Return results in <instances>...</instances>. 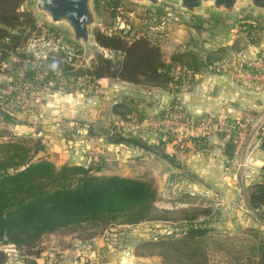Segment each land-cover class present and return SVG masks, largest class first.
<instances>
[{"label": "rangeland", "instance_id": "obj_1", "mask_svg": "<svg viewBox=\"0 0 264 264\" xmlns=\"http://www.w3.org/2000/svg\"><path fill=\"white\" fill-rule=\"evenodd\" d=\"M32 2L24 0L21 6V10L32 14L36 24L25 45L6 53L5 59H1L3 51L0 50V110L10 118L0 121V140L12 135L26 140L33 148L39 142L43 150L34 157L46 158L57 166L96 164L107 175L152 180L158 193L157 215L167 219L108 226L92 239H78L76 233L66 230L45 235L39 244L43 248L41 264H187L185 259L177 260L176 253L170 249L149 247L145 242L181 233L187 226V221L181 220L185 215L191 217L206 210L207 213L190 222L205 230L194 240L195 256L191 261L210 264L212 260L211 264H220V257L215 256L223 253L227 264L255 263L259 249L264 247V211L250 210L246 197L250 185L264 171V150L260 148L264 97L257 106L260 99L252 94L264 90V79L258 77L261 69L254 68L258 61L264 66V23L245 17L226 26L220 20L196 21L170 10L154 13L123 0H95L96 13L102 20L98 30L120 33L128 41L144 36L158 48L167 63L174 54H188L183 58L188 66L177 65L173 70L172 77L181 80L178 92L173 86L161 89L107 78L91 83L82 77H64L59 72L46 82L42 75L25 79L26 66L30 64L36 72L39 67L44 70L43 61L51 54L63 55V63L71 58L74 68L89 66L96 52L114 61L121 55L96 44L88 50L65 45L61 37L66 31L45 26ZM168 44L172 47L165 50ZM192 54L203 62L211 56L212 62L194 70ZM210 65L212 69L208 68ZM246 73H251L253 78ZM210 75H223L246 90L250 95L241 99L246 103L241 102L238 110L229 104L227 112L186 111L177 95L196 87ZM221 120L224 130H213L206 125V122L218 125ZM196 127L200 130H195ZM117 136L139 140L147 147L113 141ZM207 138L221 139L225 153L230 151L231 156L211 163L216 155L208 156L209 160L205 158L204 152L213 149ZM174 140L176 153L170 156L166 147ZM187 143L198 151L194 156L205 158L201 162L204 171L211 164L212 168H225L227 174L196 175V163L200 161H195V167H188L187 159L182 161L178 157L187 156ZM227 143L231 148L226 147ZM256 160L263 162L262 166H257ZM232 185L238 186L239 193L228 200L237 206L235 209L219 207L225 198L216 191ZM1 248L11 249L4 245ZM9 253V262H14L11 257L14 260L20 254L24 256L22 251L9 250Z\"/></svg>", "mask_w": 264, "mask_h": 264}, {"label": "trees", "instance_id": "obj_2", "mask_svg": "<svg viewBox=\"0 0 264 264\" xmlns=\"http://www.w3.org/2000/svg\"><path fill=\"white\" fill-rule=\"evenodd\" d=\"M23 1L0 0L1 59L6 58V53L25 45L36 26L32 14L21 10ZM94 41L99 48L120 54V58L114 61L96 52L89 66L74 68L71 58L63 63V55L56 57L51 54L43 61L46 65L44 70L38 68L41 74L28 64L25 79L33 80L42 75L48 82L54 79V73L59 72L64 77H82L91 83L107 78L161 89L173 86L178 92L181 80L172 74L175 66L186 65L183 58L187 53L174 54L167 63L158 48L144 36L128 41L120 33L95 30ZM193 56V66H190L194 70L212 62L211 56H207L204 62ZM9 119L8 113L0 110V121ZM113 141L147 147L139 140L118 136L113 137ZM35 144L33 148L26 140L12 135L7 140H0V264H37L34 258L43 251L39 247L41 239L58 231L76 233L78 239H91L108 226L167 220L157 215L155 203L158 193L152 180L107 175L101 173V167L96 164L64 163L57 166L46 158H35L36 153L43 150L39 142ZM226 147L231 148V144L227 143ZM260 148L264 150V130ZM226 154L231 156L230 151ZM162 157L167 158L166 154ZM246 200L253 212L264 211V171L250 185ZM205 213L207 210L198 215ZM198 215H185L181 219L187 221L186 229L181 233L146 241L145 245L154 248L164 246L176 253L177 260L185 259L187 264H194L191 261L195 256L194 240L205 231L190 223ZM1 244L11 249L1 248ZM9 250L14 253L22 251L24 256L15 255L18 259L11 257L14 262H9ZM28 257L30 260H26ZM255 264H264V247L259 249Z\"/></svg>", "mask_w": 264, "mask_h": 264}, {"label": "water", "instance_id": "obj_3", "mask_svg": "<svg viewBox=\"0 0 264 264\" xmlns=\"http://www.w3.org/2000/svg\"><path fill=\"white\" fill-rule=\"evenodd\" d=\"M131 6H144L154 13L170 10L196 21L213 18L226 26L249 17L264 23V0H123ZM35 13L49 28H62L61 42L88 50L95 46L94 32L102 24L95 0H33ZM262 166V162L256 161ZM127 256V254H125Z\"/></svg>", "mask_w": 264, "mask_h": 264}, {"label": "crops", "instance_id": "obj_4", "mask_svg": "<svg viewBox=\"0 0 264 264\" xmlns=\"http://www.w3.org/2000/svg\"><path fill=\"white\" fill-rule=\"evenodd\" d=\"M252 94H256L257 97L260 99L257 101V106H260L259 104L263 102L262 98L264 97V90H261V91L258 90L257 92H253ZM249 95L250 94L246 93V90L241 89L237 84L228 80L225 76H223V75L211 76L210 75L206 79H202L201 82L199 81V83L196 85V87H194L190 90H187L183 93L180 92L177 95V99L179 101V104L183 108H185L186 111L193 113V114H200V113H211V112L214 113V112H224V111L227 112L228 111L227 106L229 104H231L235 110H238L242 106L243 102L246 103L245 101L242 102L241 99L245 100V98H247ZM207 141H209L211 148H213L211 150H215V151L211 152L210 154H208V152L211 150L204 152L206 155L205 158L207 160L212 158L210 155H212L213 153L216 155V159L212 158L210 160L211 163L213 161H216V160L222 161L223 159H227L226 158L227 154L225 153V151L223 149V145L225 143L221 139L217 140V138H207ZM175 143H177L176 140L170 142V144H169L170 147H169V145H167L168 147H166V153H168L170 151V153H169L170 156L175 155L174 153H176V152H174V149H173ZM186 146H188V148H189V152L186 154L187 156L178 155V157L182 161H183V159H187L186 161H187L188 167H191V166L195 167V161L197 162V160H199L200 163L199 164L196 163V166H198L195 169L196 175H204V176L209 175V176H216L217 177V176H224L225 174H227V171L225 168H222V167L221 168H219V167L212 168L211 164H210V168L208 170L206 169V171H204V169L202 168L201 162L205 158H203V157L199 158L197 156H194V155H197L198 151L196 149L194 150V148L192 147L193 145L187 143ZM192 151L194 153H192ZM255 154H256V152H255ZM208 156H210L211 158ZM109 175H111V174H109ZM120 176H123V174H121ZM164 176L165 175H163V177ZM158 190H162V188L159 187ZM238 193H239V188L237 185H232L229 188H225L223 190L219 189L218 191H216V194L224 195L223 197L225 198V200L222 201V204L219 205V207L225 208V209H228V208L235 209L237 204L235 205L234 202L232 200H228V198H230L233 194H238ZM224 220H226V218H223V221ZM221 225H224V224L221 222ZM123 226H127V225H123ZM220 233L222 235L223 231L220 230ZM225 233H227V232H225ZM75 239H76V237H75ZM42 252H41V255H42ZM41 255L37 258H34V261L37 264H41V262H43V261H40V259L42 258ZM218 256L220 257V264H227L226 257L224 256L223 253H220V254L216 255L215 257H218ZM62 258L64 259L63 256H62ZM255 258H256L255 259V261H256L257 257H255ZM211 263H212V260L210 261V264ZM62 264H74V263H62ZM100 264H110V263L109 262H104V263L102 262ZM252 264H255V263L252 262Z\"/></svg>", "mask_w": 264, "mask_h": 264}, {"label": "built area", "instance_id": "obj_5", "mask_svg": "<svg viewBox=\"0 0 264 264\" xmlns=\"http://www.w3.org/2000/svg\"><path fill=\"white\" fill-rule=\"evenodd\" d=\"M171 45H166L164 48H165V50H169V49H171ZM223 66V65H222ZM257 67H259L260 69H261V73L258 75V77L260 78V79H264V66H262L261 64H260V62L258 61V62H256L255 63V66H254V68H257ZM208 68L209 69H212V66L210 65V66H208ZM224 70V69H223ZM245 72H247V71H245ZM195 77H196V75L197 74H193ZM244 74H240V76L242 77ZM247 77H251V79L253 78V76H252V74L250 73V74H245ZM255 77H257L256 75H255ZM223 120H221V121H219L218 122V125L216 124V123H212L211 125H208V122H206V125L207 126H209L211 129H213V130H217V131H221V130H224V128H225V126H224V123L222 122ZM209 122H210V120H209ZM195 130H200V129H198V127H196L195 128ZM256 161H258V160H256ZM254 163H255V161H254ZM262 164H263V162H262ZM96 256H98V255H96Z\"/></svg>", "mask_w": 264, "mask_h": 264}]
</instances>
